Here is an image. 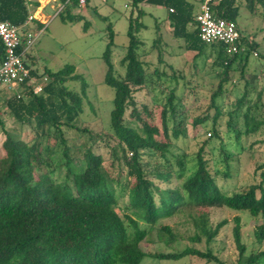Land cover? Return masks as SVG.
Listing matches in <instances>:
<instances>
[{
  "label": "trees",
  "instance_id": "trees-1",
  "mask_svg": "<svg viewBox=\"0 0 264 264\" xmlns=\"http://www.w3.org/2000/svg\"><path fill=\"white\" fill-rule=\"evenodd\" d=\"M129 2L135 8L140 3L167 8L166 18L173 34L186 42V48L200 53L207 45L198 36L193 15L195 7L190 0ZM243 2L252 11L256 4H264V0H220L213 10L216 16L236 22ZM28 3L35 6L38 1L0 0V20L23 23L29 14ZM76 5L77 0L66 2L63 11L67 13L61 19H82V15L70 11ZM143 15L144 11L138 9L134 18L129 16L126 30L128 44L120 60L125 68L123 75L114 74L110 57L114 32L108 25L109 40L102 58L106 64L104 82L114 91L109 113L110 133L90 135L92 142L89 145L70 144L62 128L65 125L81 134L88 132L86 127L78 126L74 120L82 110V95L85 96L87 87L85 78L75 73L73 64H64L55 71L45 68L46 73L41 74L24 59L31 76L45 74L49 79L40 93L33 92L27 81L24 82L22 92L25 91L26 98L14 96L7 101L20 122L31 123L33 120L39 132L34 141L27 142L3 128L0 264H139L146 256L177 259L190 254L225 264L210 249L203 251L187 246L181 252H152L143 250L140 243L148 238L165 243L176 239L170 225L158 222L161 217L176 212L189 216L196 227L192 240H200L204 235L207 242L227 223V219H222L212 226L206 212L209 207L225 206L246 211L253 218L264 216V164L259 166H263V170L258 182L238 190L224 191L217 183L216 171L209 165L211 155L206 144L210 138L203 140L196 150L194 166L190 169L186 154L172 149L171 135L177 137L181 115L180 102L174 101V89L160 106L158 122L154 121L147 105L137 108L133 92L142 87L147 79L137 52L140 39L136 33L145 27L139 20ZM192 23L195 30L190 32L187 27ZM85 24L88 22L85 21ZM39 26L41 23L33 19L32 27ZM241 41L246 45V52L241 54H227L220 42L210 44L218 47L216 62L222 65L223 75L210 97L209 106L214 108V121L221 113L216 97L221 93L222 84L227 80L234 62L242 58L243 65H246L250 52L255 49L256 44L242 32ZM3 51L0 43V58ZM154 72L159 75L158 69ZM69 79L80 80V93L63 87L62 84ZM244 95L236 99L237 108L242 104ZM130 106L128 118L125 111ZM249 109L247 107L243 114L244 127L241 130L232 126L229 112L226 126L234 131L237 142L242 134L256 131L262 124L249 114ZM204 119L198 116L194 123ZM0 124L3 126L2 120ZM212 134L220 137L215 126L212 127ZM96 137L105 141L119 165L125 166L126 176L131 178L122 185L127 199L121 212L116 209V185L120 182L105 168L102 155L94 150ZM222 152L227 167L223 174L229 176L228 159L232 153L224 148V143ZM56 153L61 155L58 160L54 157ZM56 172L61 173L60 176L55 177ZM175 179L179 181L174 183ZM233 220V240L238 250L234 264H264V248L246 253V245L241 239L240 217L236 215ZM153 234L154 237H151ZM253 235L258 243H264V221L255 225Z\"/></svg>",
  "mask_w": 264,
  "mask_h": 264
},
{
  "label": "rangeland",
  "instance_id": "rangeland-1",
  "mask_svg": "<svg viewBox=\"0 0 264 264\" xmlns=\"http://www.w3.org/2000/svg\"><path fill=\"white\" fill-rule=\"evenodd\" d=\"M28 6L31 7V4ZM39 9L36 7V11ZM138 9L144 11L139 20L145 27L136 33L140 39L137 52L143 62L147 79L142 87L133 92L137 108L141 109L143 105H147L154 121L158 122L160 106L167 101L169 92L174 89L176 96L174 101L180 102L181 115L178 126L180 131L177 137L172 136L170 131L169 134L173 143L172 149L186 154L188 169L194 166V154L200 144L210 138L206 144L211 155L209 165L216 171V180L222 190H238L250 183L258 182L260 172L263 170V166H259L264 164V4H256L254 11L244 2L240 6L237 25L242 34L251 39L256 46L250 52L246 65H243L242 58H239L229 71L227 80L222 84V91L216 97L221 113L215 121L214 108L209 104L211 93L217 88L223 76L222 65L216 62L218 47L207 44L200 53L186 48V42L173 34V29L166 18L167 8L148 3H140L135 8L129 0H85L83 6H76L70 10L72 14L82 15V19L62 20L61 16H65L66 11L52 17L24 59L31 68L41 74L46 73L47 67L55 71L64 64H73L75 73L81 74L87 81L85 96L82 95V110L74 120L78 126L86 127L88 132L81 134L74 128L62 126L69 143L76 146L89 145L92 142L90 135L110 133L109 113L113 106L114 91L104 82L106 64L102 58L109 40L108 25L114 32V44L110 55L114 74L123 75L125 68L120 60L128 44L126 34L128 19L130 15L134 18ZM42 12L51 16L54 11L48 6ZM85 21L88 22L87 25ZM187 28L193 32L195 24H188ZM155 69H158L159 75L154 72ZM48 79L47 76L46 81ZM62 85L66 90L80 93L79 79H69ZM22 90L17 86L0 85V120L3 122V126L0 124V155L4 139L3 128L27 142L34 141L39 132L33 120L31 123L20 122L7 104L8 99H13L14 96L26 98V93ZM243 95L245 96L243 102L237 108L235 101ZM247 107H250L249 114L253 115L255 120L262 121V124L256 131L242 134L237 142L234 131L228 130L226 121L231 115L232 126L243 129V114ZM130 110L131 106L125 111L128 118ZM198 116L205 119L195 124L194 120ZM132 124L135 125L134 122ZM213 126L217 128L220 137L212 134ZM96 139L94 150L102 155L103 165L120 182V185H116L118 200L116 209L121 212L127 199L122 185L131 178L126 176L125 166L119 165L105 141L99 137ZM222 143L224 148L232 153L228 159L229 176L223 174L227 167L223 159ZM116 150L119 155V149ZM54 157L58 160L61 155L56 153ZM60 174L56 172L54 176ZM178 181L175 179L174 183ZM206 212L212 226L222 219H227V223L220 227L211 241L207 242L204 235H201L200 240H192L191 237L197 231L196 227L189 216L176 212L171 216L161 217L158 221L170 225L176 239L169 243L144 239L140 243L141 248L152 252H181L185 247L193 246L203 251L210 249L225 264H234L238 255L232 233L233 218L236 215L240 217L241 239L246 245V253L264 248V243H258L253 235L255 225L264 221V216L253 218L246 211H237L225 206H212ZM151 237H154V234ZM139 264L217 263L190 254L177 259L146 256Z\"/></svg>",
  "mask_w": 264,
  "mask_h": 264
},
{
  "label": "built area",
  "instance_id": "built-area-1",
  "mask_svg": "<svg viewBox=\"0 0 264 264\" xmlns=\"http://www.w3.org/2000/svg\"><path fill=\"white\" fill-rule=\"evenodd\" d=\"M41 1V0H39ZM71 0H66V2ZM194 20L198 28V36L206 44L220 42L224 44L227 54L245 53L246 45L241 41V32L233 20L216 16L213 6L220 0H195ZM51 2L54 11L50 16L42 14L40 5L28 6L29 14L21 24H14L8 20H0V43L3 46V55L0 58V85L17 86L24 89V82L32 87L33 92L40 93L47 76L35 77L30 75L24 56L42 34L49 20L64 10L66 2L47 0ZM85 0H77L76 6H83ZM36 7L40 8L36 11ZM42 7V6H41ZM170 10H172L170 8ZM33 19L38 20L41 26L32 27ZM255 55L256 52H253Z\"/></svg>",
  "mask_w": 264,
  "mask_h": 264
},
{
  "label": "crops",
  "instance_id": "crops-1",
  "mask_svg": "<svg viewBox=\"0 0 264 264\" xmlns=\"http://www.w3.org/2000/svg\"><path fill=\"white\" fill-rule=\"evenodd\" d=\"M36 1H38V5H40L41 10H43L44 8H46L48 6L51 9V2H49L47 4H44L45 2H47V0H41V1L36 0ZM190 1L194 4L195 10H196V1L195 0H190ZM41 6H44V7H41ZM157 7H160V6L158 5ZM42 14H46L47 15V13H45V12H42Z\"/></svg>",
  "mask_w": 264,
  "mask_h": 264
}]
</instances>
